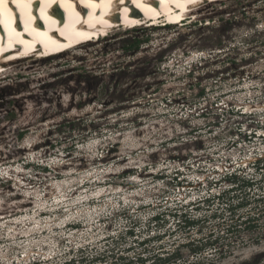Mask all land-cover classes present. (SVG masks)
Listing matches in <instances>:
<instances>
[{
    "label": "rangeland",
    "instance_id": "1",
    "mask_svg": "<svg viewBox=\"0 0 264 264\" xmlns=\"http://www.w3.org/2000/svg\"><path fill=\"white\" fill-rule=\"evenodd\" d=\"M200 6L11 60L0 264H264V0Z\"/></svg>",
    "mask_w": 264,
    "mask_h": 264
},
{
    "label": "bare ground",
    "instance_id": "2",
    "mask_svg": "<svg viewBox=\"0 0 264 264\" xmlns=\"http://www.w3.org/2000/svg\"><path fill=\"white\" fill-rule=\"evenodd\" d=\"M214 1L220 0H0V80L13 59L65 54L121 24L159 27L163 14L167 24L177 22Z\"/></svg>",
    "mask_w": 264,
    "mask_h": 264
},
{
    "label": "trees",
    "instance_id": "3",
    "mask_svg": "<svg viewBox=\"0 0 264 264\" xmlns=\"http://www.w3.org/2000/svg\"><path fill=\"white\" fill-rule=\"evenodd\" d=\"M194 222V219H187V224H190V223H193ZM179 254V253H177ZM174 255V254H173ZM161 258V257H160ZM171 257H168V260L170 259ZM141 260H144V259H141Z\"/></svg>",
    "mask_w": 264,
    "mask_h": 264
},
{
    "label": "clouds",
    "instance_id": "4",
    "mask_svg": "<svg viewBox=\"0 0 264 264\" xmlns=\"http://www.w3.org/2000/svg\"><path fill=\"white\" fill-rule=\"evenodd\" d=\"M235 175H236V173H235ZM238 175V174H237ZM68 262V261H67ZM70 262H72V261H70Z\"/></svg>",
    "mask_w": 264,
    "mask_h": 264
}]
</instances>
